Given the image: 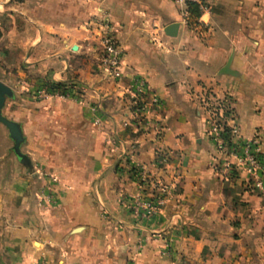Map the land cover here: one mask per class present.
<instances>
[{
    "label": "crops",
    "instance_id": "1",
    "mask_svg": "<svg viewBox=\"0 0 264 264\" xmlns=\"http://www.w3.org/2000/svg\"><path fill=\"white\" fill-rule=\"evenodd\" d=\"M204 1L210 28L197 36L171 0H0L3 64L17 68L0 78L14 92L3 115L20 124L27 160L0 124V264H264V197L220 174L201 103L226 97L230 125L264 150V0ZM101 17L122 50L118 80L97 63ZM29 161L56 178L60 205L36 203ZM155 185L165 205L134 219L132 201Z\"/></svg>",
    "mask_w": 264,
    "mask_h": 264
},
{
    "label": "built area",
    "instance_id": "2",
    "mask_svg": "<svg viewBox=\"0 0 264 264\" xmlns=\"http://www.w3.org/2000/svg\"><path fill=\"white\" fill-rule=\"evenodd\" d=\"M173 3L185 8L184 17L191 14L189 7L195 5L200 16L197 22L200 25L207 23L202 20V16L208 14L204 0H171ZM186 22V19L183 23ZM103 36L98 38V65L99 68L111 78L118 80L122 77L121 59L122 50L116 40L109 34L107 27L103 28L102 22H93ZM106 28V29H105ZM136 95H143L146 90L144 79L135 80ZM202 108L205 112V120L208 125V134L216 151L224 157L220 163L219 172L226 177L232 172H238L244 175L247 185L257 194L264 197V150L260 139L256 136L244 139L235 126L230 125L232 110L227 106L221 105V102H214L213 96H205L202 101ZM152 104L159 105L157 99L152 100ZM138 112H143L144 108L135 105ZM97 123V122H96ZM168 191H165V194ZM132 205V214L134 217H148L156 213L159 206L165 202V198L152 200L150 198H138Z\"/></svg>",
    "mask_w": 264,
    "mask_h": 264
},
{
    "label": "rangeland",
    "instance_id": "3",
    "mask_svg": "<svg viewBox=\"0 0 264 264\" xmlns=\"http://www.w3.org/2000/svg\"><path fill=\"white\" fill-rule=\"evenodd\" d=\"M179 12L181 15V21L183 23V21L186 19V22L183 23L186 26H192L195 29H197L196 31V35L197 36H204V34L207 32L208 29L206 28H210V24L207 27L206 25H200L196 20L198 17L193 16L192 14H190L189 16H187L186 18L184 17V12H185V8L182 9L181 7H179ZM193 16V17H192ZM100 20H98L97 22H102L103 23V28L107 27V30L109 32V34L116 40V37L114 35V30L112 29L114 27L113 23L111 22V20L107 17H101L98 18ZM93 20V18H92ZM106 29V28H105ZM99 31V30H97ZM96 39L98 40V38H100L101 36H103V33L99 34L96 33L94 34ZM3 40L2 34L0 33V41ZM117 41V40H116ZM98 42V41H97ZM1 43V42H0ZM119 45V44H118ZM96 46L98 47V43H96ZM98 52V51H97ZM6 52L0 51V78L7 81L8 78L10 77L11 81L14 82L15 76H16V71L17 68L16 66H9L7 65L6 61L3 64V58H2V54H4ZM98 63V62H97ZM42 93H36L35 96L37 98L40 97ZM227 98H218L214 95V102H221V105L223 104L224 106H227ZM8 102V101H7ZM6 102V103H7ZM138 107H141L142 104L141 102L136 103ZM6 105V104H5ZM5 107V106H4ZM4 109V108H3ZM3 114V111H2ZM1 126V125H0ZM11 140V139H10ZM13 145V142H12ZM13 147V146H12ZM13 151V150H12ZM20 152H21V147H20ZM22 153V152H21ZM15 154V153H14ZM118 163V162H117ZM116 163V164H117ZM126 167H128L129 172L132 170L130 169V165L131 163L128 161L123 163ZM30 172L28 175V183L30 181H37V190L34 193V198L36 200V203L41 205V206H45V207H56L58 204L60 205L62 197H63V193L64 191H62V189L60 188V186L58 185V182L56 180L55 177H53L52 173L49 172L43 165L42 163L39 162H32V164L30 163V161L27 163V167H30ZM116 169L118 168V165H116ZM168 190L167 187L163 186V185H155L151 191L147 192V189H144L143 191L140 190L139 193V197L140 199L142 198H150L152 200H157L159 198H165L167 193L165 194V191ZM138 198V197H137ZM136 198V199H137ZM135 199V200H136ZM133 200L132 204L129 208V214L134 218V219H140V218H144V219H148V217H134L132 214V205L135 203ZM165 205V202L162 206L158 207V210L156 211V213L159 212V210L162 209V207ZM156 213H153L150 218H152L154 215H156ZM104 217V215H103ZM143 246H142V242L138 241L136 243L135 246V251L140 252L142 250ZM166 254L169 255L170 257L175 256L176 251H174L173 249H171V247L167 248ZM174 259V258H173Z\"/></svg>",
    "mask_w": 264,
    "mask_h": 264
},
{
    "label": "water",
    "instance_id": "4",
    "mask_svg": "<svg viewBox=\"0 0 264 264\" xmlns=\"http://www.w3.org/2000/svg\"><path fill=\"white\" fill-rule=\"evenodd\" d=\"M178 31V23H171L164 28V33L168 37H176ZM231 59L223 67L220 74H229ZM14 99L13 89L0 81V124L3 125L7 131L9 138L13 142L12 150L24 163L27 162L26 157L20 152V147L24 142V137L20 124L6 118L3 114V108L7 101H12Z\"/></svg>",
    "mask_w": 264,
    "mask_h": 264
},
{
    "label": "trees",
    "instance_id": "5",
    "mask_svg": "<svg viewBox=\"0 0 264 264\" xmlns=\"http://www.w3.org/2000/svg\"><path fill=\"white\" fill-rule=\"evenodd\" d=\"M189 10L193 16L196 17L200 16V13L198 12L195 5H190ZM47 87L49 88L51 93L56 92L61 96H67L71 89V84L69 82H65V83L49 82L47 83Z\"/></svg>",
    "mask_w": 264,
    "mask_h": 264
}]
</instances>
